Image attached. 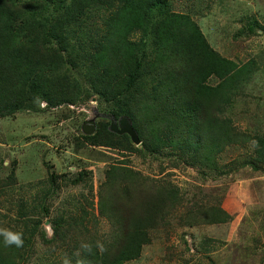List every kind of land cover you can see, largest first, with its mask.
Masks as SVG:
<instances>
[{
  "label": "rangeland",
  "instance_id": "rangeland-1",
  "mask_svg": "<svg viewBox=\"0 0 264 264\" xmlns=\"http://www.w3.org/2000/svg\"><path fill=\"white\" fill-rule=\"evenodd\" d=\"M167 1L169 11L184 14L195 23L219 56L237 67L246 66L243 74L231 77L232 82H223L226 75L216 73L203 82L218 86L206 95L207 116L216 123L211 130L201 131L203 143L212 149V165L204 159L199 162L198 150L175 147L155 154L144 152L141 134L146 125L141 118H135L137 122L129 119L139 135L138 144L128 136L112 139L113 146L92 144L85 136L106 140L103 127L108 130L109 119L104 115L122 116L114 117L116 106L138 115L137 90L126 86L118 103L113 97L102 99L82 77L83 69L66 65L79 85L69 94L74 93L71 102L52 106L37 101L27 107L30 102L26 101L24 108L0 116V180L5 181L10 173L13 177L10 184L0 186V227L21 228L23 224L14 220L20 200L24 209L40 205L47 212L36 225L32 223L19 264H63L65 258L76 264L78 250L72 252V247L82 237L106 239L117 228V219L141 214L134 201L120 200L118 192L129 177L117 181L107 177L106 169L111 166L138 173L150 186L168 183L181 198L165 224L148 229V241L141 245L139 255L122 264H264V160L256 153V139L264 135V0ZM93 10L82 19L85 40L104 28L102 21L110 8ZM143 36V59H148L156 54V46L151 35ZM139 38L140 31L128 35L129 41ZM156 81L153 73L145 71L138 92L146 93ZM134 96L130 102L129 97ZM110 199H114L110 211L115 210L114 225L98 212L99 202ZM194 203L218 204L229 219L188 225L184 222L188 214H198L186 212V208L196 207ZM61 215L63 228L67 216L75 218L69 234L46 242ZM80 219L84 227L75 224Z\"/></svg>",
  "mask_w": 264,
  "mask_h": 264
},
{
  "label": "trees",
  "instance_id": "trees-1",
  "mask_svg": "<svg viewBox=\"0 0 264 264\" xmlns=\"http://www.w3.org/2000/svg\"><path fill=\"white\" fill-rule=\"evenodd\" d=\"M7 1L8 4L0 0V116L24 108L26 101L30 102L27 107L37 101L52 106L62 101L71 102L74 88H79V85L68 72L66 65H69L84 70L82 77L102 99L113 97L116 103L125 95L119 96L126 86H133L137 90L138 115L134 113L133 116L129 109L119 106L113 110V115H125L133 122L135 118L144 120L146 126L140 133L141 150L149 154L175 147L198 150L199 162L204 159L208 160V166L212 165L209 163L213 157L212 149L203 143L201 131L211 130L216 123L207 116L206 95L216 91L218 86L208 87L203 82L210 73L224 74L223 82H228L233 75L243 74L246 66L237 67L236 63L213 51L197 25L186 15L170 12L167 0ZM93 8L95 12L99 8H110V11L102 21L104 28L94 33L98 37L89 34L85 40L83 34L86 32L83 33L81 29L82 19L90 15ZM86 28L88 32L91 31V27ZM133 31L141 32L138 41L128 40V35ZM147 34L152 37L156 54L143 59L146 52L143 35ZM145 71L153 73L157 81L149 91L141 93L138 90L141 89ZM136 96L129 97V101ZM204 119L207 121L204 122ZM103 130L106 137L103 142L92 135L85 138L90 139L92 144L113 146L110 143L112 139L127 136L114 134L106 126ZM256 142L259 145L256 148L257 156L263 161L264 135L257 137ZM106 176L116 181L120 177H129L118 195L123 202L126 199L127 203L134 201L140 207L141 214L127 213L131 217L117 219V228H113L106 239L82 237L79 245L72 247V252L78 250L76 264L77 261H83V264H122L137 257L141 245L148 241V229L165 224L181 201L177 191L168 183L150 186L149 182V185L146 184L147 179L139 177L136 172L126 173L123 167L111 166L106 169ZM12 180L10 173L5 181L0 180V186H7ZM44 194H47V190ZM123 202L121 204L124 205ZM105 203L99 202L98 212L108 217L114 225L116 220L112 213L115 210L110 212L114 199ZM17 205V219L14 220L23 225L11 230L23 233L24 246L5 247L0 238V264H19L31 228L41 215L47 213L40 205L24 209L22 200ZM194 205V209L186 208L187 214L198 211L197 215L188 214L189 219L184 221L188 225L223 223L229 219L218 204ZM106 209L109 213H106ZM62 218L61 215L55 220L51 237L46 242L62 240L69 234L75 218L67 216L65 228L62 227ZM75 224L85 226L81 219ZM84 242L93 245L92 254L81 249ZM97 242L104 245L103 253L95 247Z\"/></svg>",
  "mask_w": 264,
  "mask_h": 264
},
{
  "label": "clouds",
  "instance_id": "clouds-1",
  "mask_svg": "<svg viewBox=\"0 0 264 264\" xmlns=\"http://www.w3.org/2000/svg\"><path fill=\"white\" fill-rule=\"evenodd\" d=\"M255 144L256 142L253 141ZM0 238L3 240V245L5 247L15 246L16 248H22L24 246L23 233L19 231H13L9 228L0 227ZM95 247L103 253L105 251L104 245L100 242H97ZM81 249L88 253L92 254L93 245L91 243H81ZM63 264H71L70 259L65 258ZM77 264H83V261H77Z\"/></svg>",
  "mask_w": 264,
  "mask_h": 264
},
{
  "label": "water",
  "instance_id": "water-1",
  "mask_svg": "<svg viewBox=\"0 0 264 264\" xmlns=\"http://www.w3.org/2000/svg\"><path fill=\"white\" fill-rule=\"evenodd\" d=\"M104 116L106 119L107 118L109 119L108 130L110 132L117 135L126 134L134 144L139 143V138L137 136V133L133 129L131 122L127 116L122 115L117 119H114L110 115H104ZM84 132L88 133L89 129L84 130Z\"/></svg>",
  "mask_w": 264,
  "mask_h": 264
}]
</instances>
